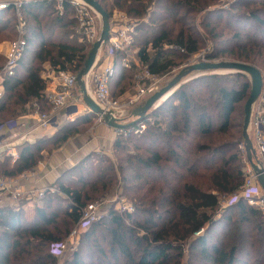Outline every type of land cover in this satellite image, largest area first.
Returning a JSON list of instances; mask_svg holds the SVG:
<instances>
[{"label": "trees", "instance_id": "trees-1", "mask_svg": "<svg viewBox=\"0 0 264 264\" xmlns=\"http://www.w3.org/2000/svg\"><path fill=\"white\" fill-rule=\"evenodd\" d=\"M96 1L111 16L119 11L137 22L129 49H137L136 60L153 75L189 62L209 43V61L230 59L264 71V0H234L216 9L220 0ZM21 11L27 47L15 75L4 81L0 125L30 114L36 102L49 113L45 66L78 75L92 49L70 0L23 1ZM16 25L10 3L0 10L1 38L16 40ZM126 57L123 51L114 58L113 99V86L124 94L140 71L134 62L122 67ZM4 64L0 60V70ZM250 93L243 74L190 81L141 122L142 134L115 141V161L91 153L66 170L31 218L23 207H1L0 264H58L53 249L70 236L82 210L119 191L133 213L110 208L63 264H264V216L243 198L221 205L245 184L238 119ZM93 118L88 112L49 138L19 143L14 163L0 158V176L36 170L45 153L60 149Z\"/></svg>", "mask_w": 264, "mask_h": 264}, {"label": "built area", "instance_id": "built-area-1", "mask_svg": "<svg viewBox=\"0 0 264 264\" xmlns=\"http://www.w3.org/2000/svg\"><path fill=\"white\" fill-rule=\"evenodd\" d=\"M71 5L75 9L76 18L79 23V28L86 37L87 41L93 46L99 39L96 34L95 19L101 20L99 15L86 3L81 0H70ZM15 7L17 17V39L10 42L6 52V61L3 68L0 70V99L4 95V81L6 78L15 75L20 61L23 59L27 42L25 40L26 22L23 18L21 7L22 1L16 0L11 3ZM10 2L1 3L0 10L7 9ZM62 3H60V8ZM112 38L102 48L97 64L90 75L86 78L87 90L93 101L101 107L106 113H109L116 120H120L123 124H128V113L134 106L139 105L145 98H149L159 91L158 84L160 82L159 76L153 75L148 67H141L137 60L124 58L121 66L130 69L134 62L140 67V71L135 77L134 88L136 94L125 99H113L111 96L110 82L116 73L115 55L118 52H123L132 44L134 27L124 26L118 30H111ZM103 53L105 61H102ZM200 58V57H199ZM44 76V75H43ZM53 78L57 82L54 92L46 94V102L51 106L49 113L42 112L40 105L34 103L35 111L21 117L8 124L0 125V148L8 146V144L24 143L34 139L39 134L44 133L49 129L57 126V115L61 110L67 113L77 115V108L82 105L87 112L90 110L85 107L83 98L80 93H76L77 75L70 72H54L51 71L47 76H44L46 82ZM91 80V84L89 81ZM98 121L105 125L101 117H97ZM72 120V119H71ZM33 121V125L29 122ZM146 125L139 123L135 126L129 127L125 130H115L119 137L128 138L131 135H139L144 132ZM249 135L256 151L257 159L263 163L264 166V81L263 88L259 99L255 103L249 127ZM240 151L244 154L243 164L246 166L244 173L246 176L245 184L240 193L230 198L231 200L222 202L221 205L225 208L238 199L243 198L247 201L249 206L256 208L264 216V191L257 182L251 165L249 164L244 144L240 146ZM7 155L11 156L14 161L18 159V155L14 148H9ZM35 176V171L26 172L18 178H8L0 176V208L8 206L13 210H18L23 201L33 203L41 201L45 193L51 188L41 189L37 187L26 188L22 185V181L30 180ZM53 191V190H52ZM107 201L99 202L98 204H90L82 210L80 222L71 232L67 241L63 244L55 246L59 253H63L67 245L74 243L75 237L78 235V230L81 227H89L96 223L105 214V209H99L100 206L105 205ZM126 212H132V208H123ZM56 254V251L54 252ZM57 255V254H56Z\"/></svg>", "mask_w": 264, "mask_h": 264}, {"label": "water", "instance_id": "water-1", "mask_svg": "<svg viewBox=\"0 0 264 264\" xmlns=\"http://www.w3.org/2000/svg\"><path fill=\"white\" fill-rule=\"evenodd\" d=\"M13 1H11V3H13ZM81 1L90 6L99 15L102 22L99 39L92 46L90 54L83 68L77 75V84L83 98V103L85 107L90 110V113H92L95 117H101L103 123L110 129L125 130L144 121L152 112L159 109L169 98H171L179 90V88H181L182 85L190 81L207 75L243 74L250 78L251 83V93L244 108V147L247 160L251 165L255 176L257 177L258 184L264 191V166L263 163L257 159L256 151L249 135L252 110L255 103L259 99L263 88V75L261 71L249 64L235 61H209L205 55L204 59L199 60L198 63L184 68L164 88L148 98L144 104L138 106L132 113V117L135 119V121L128 124H123L120 120H116L109 113H106L93 101L88 93L86 84V78L95 68L102 48L112 38L110 23L111 15L96 0Z\"/></svg>", "mask_w": 264, "mask_h": 264}, {"label": "rangeland", "instance_id": "rangeland-1", "mask_svg": "<svg viewBox=\"0 0 264 264\" xmlns=\"http://www.w3.org/2000/svg\"><path fill=\"white\" fill-rule=\"evenodd\" d=\"M13 0H0V4L1 3H8ZM24 1H30V0H24ZM32 1V0H31ZM34 1V0H33ZM56 1H62V0H56ZM231 1H234V0H220V2L218 3V6H215L213 7V9H216V8H220V6L226 8V4H229V2ZM23 2V1H22ZM212 9V8H211ZM199 16H197L195 18L196 20V24H198V20H199ZM8 19V17L6 18ZM5 19V20H6ZM110 23H111V30H118L120 29V27H123L128 25V26H133L134 29H135V26H136V21H134L133 19H131L130 17L126 16L125 13H122V12H119V11H115L113 12L112 16H111V20H110ZM95 27H96V34H97V38H99L100 36V32H101V27H102V22L100 19L96 18L95 19ZM135 33V31H134ZM135 35V34H134ZM134 35L132 36L133 37V42H134ZM10 42H12V38L10 39H6V38H1L0 36V60H5L6 61V52L8 50V46L10 44ZM132 42V43H133ZM130 45L126 48V53H127V57L126 58H129L131 60H136V53H137V49L136 48H132V49H129ZM212 49V45L209 43L207 45L206 48H204L202 50V52L194 57L191 58V60H189V62H182L180 63L178 66H176L175 68H173L170 72L162 75L159 77V84H158V87H159V90H161L162 88H164L170 81H172V79H174V77H176L180 71H182L184 68H186L187 66L189 65H192V64H195V63H198L199 60H202L204 59L205 55L207 53L210 52V50ZM102 55V53L100 54V56ZM105 55L103 53V56H102V61H105ZM201 57V59L199 58ZM216 61H233V60H230V59H219V60H216ZM179 63V62H178ZM44 72H43V75L44 76H47L48 73L50 72V68L49 66H45L44 68ZM262 75H263V81H264V71L262 72ZM224 75H231V74H221L220 76H224ZM247 77V76H246ZM248 80L250 81V78L247 77ZM89 84H91V80L89 81ZM116 85V83L114 84ZM76 93L78 95H80V89L79 87H77V90H76ZM136 94V90L134 88V86H130L126 89V91L123 93L120 92V89L119 88H116V86H113V95H114V98L115 99H125V98H128L130 96H133ZM150 98V97H149ZM148 98H145L143 100V102H141L139 105H136L134 106L132 109H130L129 113H128V122H133L135 121V119L132 117V113L133 111L140 105L144 104L145 101L147 100ZM32 106L30 107V111L33 112L35 111V108H34V104H31ZM84 107L82 105H80L78 108H77V112L76 114L77 115H74V111H71L72 114H70L69 117L66 116V118H64L65 120L64 121H60V123L58 124L57 122V126L55 128H57L55 131L57 132V130L62 127L63 125H65L67 122H73L76 118L78 117H82L83 115H86L88 114L87 110L83 109ZM243 109H244V105L242 107V118L239 117L238 121L242 123L243 125V119H244V113H243ZM64 113H66V111L64 110L63 111ZM62 112V113H63ZM78 116V117H77ZM76 117V118H75ZM72 119V120H71ZM100 127H103V128H108L106 125H102L101 122L98 121V118L95 117L91 120V123L90 125L87 126L86 130H84L83 132L75 135L74 137H72L65 145H63L60 149L58 150H54L52 153L48 154V153H45V159L43 160L42 163L52 159L54 156H56L58 154V152L60 150H62L66 145H68L69 143L71 142H76L77 140H79V138H84V137H87L89 138V136H91L93 134V132L96 130V128H100ZM109 129V128H108ZM112 132L115 133L114 130L111 129ZM55 132V133H56ZM54 133V134H55ZM91 134V135H89ZM116 134V133H115ZM53 136V135H52ZM41 137H44L43 135L39 134L37 137H35L34 139H31L30 141H34L36 139H39ZM46 137V136H45ZM51 137V136H49ZM48 137V138H49ZM121 139V137L118 136V134H116V140L117 139ZM10 147H14V144H8V146L4 147L3 149L0 150V158H4V157H8L10 160H11V163H13L14 159L11 157V156H8L7 155V151L9 150ZM16 153L17 155L19 156V150H18V147H16ZM49 149V148H48ZM131 151H134L133 150V146H131L130 144V148ZM98 155L101 156V157H109V159L115 161L116 160V153L113 151V146L107 150H104L101 148V150H99L98 152ZM108 155V156H106ZM244 166V169L246 168V166L243 164ZM50 188V187H49ZM121 195V192L119 191L118 193H116L112 198H108L106 201L107 203L105 205H102L99 207V209H105V213H107V211L111 208H114L116 211H118L120 214L122 213H127L126 211L123 210V208H132L131 205L129 204V202L124 199L123 197L120 196ZM233 196L235 195H232V196H229V197H222L221 198V201L223 202L225 199L226 201H229L231 200L230 198H232ZM41 201H35L31 204V206L28 205L27 202H24L22 203L21 207H23L26 211L28 212H25L27 213L28 216H30L29 214H31V211H34L35 209V206L37 204H39ZM99 202H95L93 204H98ZM29 206V207H27ZM31 209V210H30ZM24 210V211H25ZM134 210H132L131 213H133ZM89 227H81L79 228L78 230V235L75 237L74 239V243L72 244H69L67 245V248L66 250L63 252V253H59L60 251H57V249L55 248V251H56V254L58 256V264H63L64 263V260L67 259V258H70V256L73 254V252L79 248V245L81 243V236L88 230ZM68 239V238H67ZM67 241V240H66ZM54 251V252H55Z\"/></svg>", "mask_w": 264, "mask_h": 264}, {"label": "crops", "instance_id": "crops-1", "mask_svg": "<svg viewBox=\"0 0 264 264\" xmlns=\"http://www.w3.org/2000/svg\"><path fill=\"white\" fill-rule=\"evenodd\" d=\"M56 86H57V82L53 78H51L47 82L46 94H51L52 92H54ZM63 111L64 110H61L57 115L58 124L60 123L61 120L64 121L65 120L64 118H66V116L67 117L70 116V114L67 113V111L66 113H64ZM33 124H34L33 121L29 122V125H33ZM56 129L57 128L49 129L44 133H42L41 135H43L44 137L52 136L56 132L55 131ZM115 141H116V134L112 132L110 128L109 129L103 127L96 128V130L93 132L91 136H89V138L87 137L79 138V140H77L76 142L69 143L62 150H60L58 154L54 156L52 159L44 163H41L38 166V168L34 170L35 176L32 177L30 180L22 181V185L26 188L37 187L41 189H46L52 187V185L66 170L80 163L87 155L91 153H98L99 150H101V148L104 150L111 148L112 146H114ZM18 144L19 143L15 144L14 147H10V148H14V150L16 151L17 150L16 147ZM3 148H0V150ZM24 202L26 201H23L22 203ZM31 204L32 203H28L29 206H31ZM7 205L9 206L10 204L7 203ZM25 212L28 211L25 210ZM29 215L30 216L27 215V217L31 218L33 215V211H31V214Z\"/></svg>", "mask_w": 264, "mask_h": 264}]
</instances>
